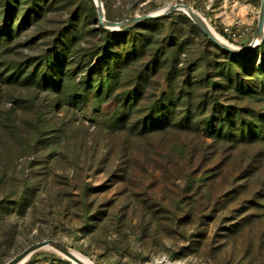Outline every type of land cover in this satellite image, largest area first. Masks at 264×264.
Returning a JSON list of instances; mask_svg holds the SVG:
<instances>
[{"label":"rangeland","instance_id":"rangeland-1","mask_svg":"<svg viewBox=\"0 0 264 264\" xmlns=\"http://www.w3.org/2000/svg\"><path fill=\"white\" fill-rule=\"evenodd\" d=\"M101 2L111 21L183 3L230 45L259 40L260 0ZM213 43L182 11L112 30L94 0H0V264L44 239L95 264H264V134L218 135V122L205 120L213 106L197 100L209 92L250 123L264 117V38L236 67L252 79L248 91L227 81L195 87L200 74L218 81L227 73L230 62ZM104 45L131 53L111 74L120 75L118 103L82 83ZM172 51L181 70L174 81L183 82L171 92L186 104L159 105L158 126L171 128L139 133L152 104L167 103L169 65L160 61ZM138 76L140 92L127 98ZM122 103L128 113L114 127ZM63 256L45 248L23 264H74Z\"/></svg>","mask_w":264,"mask_h":264},{"label":"trees","instance_id":"trees-1","mask_svg":"<svg viewBox=\"0 0 264 264\" xmlns=\"http://www.w3.org/2000/svg\"><path fill=\"white\" fill-rule=\"evenodd\" d=\"M32 10L34 12V7L31 8L30 12H32ZM9 34L10 33H8V35ZM71 42L72 41L70 40L68 44H71ZM213 45H215V43H213ZM70 48L71 47L68 45V48L66 49L65 52L72 54ZM101 50H102L101 51L102 54L98 57V61L92 67L91 71H89V74L84 75L82 77V83L87 86V89L89 90V92H91L90 90L95 89L96 93L100 95L102 94L107 95L108 98L113 97L117 103L121 102L122 97L120 96V94L115 93L116 92L115 90L118 87L117 84H118L120 75H115V74L111 75V74L117 72L118 69L123 70L122 65L127 66L129 64V62L126 60L128 59V55L131 53L125 51L124 53L121 52V53H116L113 55L108 50L107 45H104ZM221 51L223 52L222 54L216 53L217 57L218 58L225 57L230 62L229 64H227V66H225V68L227 69V73L223 75V77L221 78L222 80L213 81V78L211 77L210 74L209 75L200 74V76L197 77V79L194 82L195 87L212 86L215 89H217L218 86L219 87L223 86L221 84L227 81L229 82V84H231L230 87L232 88H237V89L239 88L240 90L248 91L250 89L249 83L252 81V79L246 78V77L242 78V76L244 75H242V72H240L236 68L237 66H242L239 63V58H243V59L246 58L245 56L246 54L245 53L237 54V53H233L228 50H225V49H221ZM56 57H58V53H56ZM81 57L83 58H80V61H84L85 63L86 62L89 63L92 59V56L90 55H84V56L82 55ZM175 58H176L175 51H172V52H169L168 55L160 61V67L165 68L167 67V65H169V68H167V72L170 74V77H168L170 92L167 98V103H163V101L161 100L159 102L155 101L152 104L151 112L149 113V116L147 117L148 120L145 119L144 121L140 123V126L143 128V130L139 131V133H142L144 131L160 132V131L168 130L171 128V126H158L159 124H157V122H165L164 117L162 118L160 115L155 114V111L157 109L160 110L159 105H161V107H164V108H166V106L169 108V106L171 105L178 106V105L186 104L184 101L185 97L182 95V93L173 94L171 92V89H173L174 84H175V87L177 86L179 88L178 83L183 82L182 79L179 80L177 84L174 81L175 79H179L180 77L178 76L181 75L180 73L181 70L174 69V67L177 66V63H176L177 61ZM213 58L215 60L216 56H214ZM206 60L208 59L206 58ZM200 67H201V64H200ZM178 73L180 75H178ZM93 74L97 75V77H92ZM259 75L262 76L261 73H259ZM140 79L142 78L138 76L136 83H134L132 87L130 86L127 89V98H132L133 96L136 99V96L140 92L139 90ZM47 80L49 79H45L46 83L48 82ZM143 80H144V77H143ZM51 81L53 82L52 79ZM95 83H97V85H95ZM260 83L261 84L259 85L260 88H259L258 94H263L264 93V79L263 78L260 81ZM181 86H182V90L184 91L186 86L184 85V83ZM197 100H199L198 102L201 103V105H204L205 107L209 105L213 106V109L211 111L213 114L212 117L207 118L205 120L211 121L212 123L214 121L218 122L216 123L218 125V130H217L218 135L223 134V133L229 134V133H232L231 131L237 132L240 135L255 134L256 136L258 134H264V128L261 125L262 122H264L263 116L260 115L259 116L260 119H258L256 123L255 122L250 123L249 121H246L244 119V114L242 113V111H240L241 108L237 107L235 110H233L232 106H222V104H220V99L218 98V96H210L209 92L201 93L198 96ZM124 104L122 105V107L114 110V112L111 114L110 121L113 123L114 127L118 125L117 121H120V120L122 121V119L124 118V115L128 113L126 111V107L129 105V103L128 105L127 104L124 105ZM189 110H191V106H188L183 111H189ZM204 110H206V108H204ZM224 112H226L225 115H224ZM162 115H164V113ZM186 116H187V119H189L190 117L189 112H186ZM186 116H184L185 118L183 119H186ZM171 120H174V115H171L170 121ZM237 124H238V127H236ZM196 126L197 125L195 124L192 126H184V127L175 126V128L184 129V130H189V129L198 130V127Z\"/></svg>","mask_w":264,"mask_h":264},{"label":"water","instance_id":"water-1","mask_svg":"<svg viewBox=\"0 0 264 264\" xmlns=\"http://www.w3.org/2000/svg\"><path fill=\"white\" fill-rule=\"evenodd\" d=\"M97 12H98V20L101 25H103L105 28H109L112 30H123L127 27H130L132 25L138 24L144 20L151 19V18H157L160 16H163L165 14L171 13L173 11H182L185 14H187L194 23L201 29V31L208 36L210 40H212L214 43L219 45L221 48L228 50L233 53H246L248 51H251L254 49L257 45L260 44V42L264 38V0H260V11L258 15L257 20V27L255 32V38L256 36L259 37V40L257 42H253L247 47L240 48L233 45H228L226 43H223L216 38V36L211 32L210 28L207 26V24L204 22L202 17L196 10H194L193 7L183 4V3H177L173 5H169L163 10H161L158 13H146L140 16L132 17L126 20L121 21H111L107 20L104 15V8L102 6L101 0H94ZM188 11V12H187ZM254 38V39H255ZM44 247H50L56 252H59L63 254L67 259H69L74 264H92L88 261H83L79 257H77L71 248L67 247L63 243L54 240V239H44L41 241H37L35 243H32L31 245L27 246L25 249H23L21 252L7 260L3 264H17L20 262L24 257H26L28 254L36 252ZM150 264H187L185 262H175V261H168V260H158L155 262H152Z\"/></svg>","mask_w":264,"mask_h":264},{"label":"bare ground","instance_id":"bare-ground-1","mask_svg":"<svg viewBox=\"0 0 264 264\" xmlns=\"http://www.w3.org/2000/svg\"><path fill=\"white\" fill-rule=\"evenodd\" d=\"M161 10H163V8L155 9V10H153V11H151V12H152V13H158V12H160ZM194 10H195V9H194ZM187 12H188V11H187ZM196 12H197V11H196ZM200 16H201V15H200ZM201 17H202V16H201ZM202 19H203L204 22L207 24V26L210 28L211 32L216 36V38H218L219 41L228 44V43L225 42V41H224V40H223V39H222L217 33H214L215 30H214L213 27L209 24L208 21H206L203 17H202ZM257 39H259V37L256 36L255 40H257ZM228 45H230V44H228ZM45 248H50V247H44V248H42V249H45ZM50 249H52V248H50ZM72 251L74 252V254H75L77 257H79V258L82 259L83 261H88V262H90V263H92V264H95L91 259H89V258L86 257L85 255L79 253L78 251H74V250H72ZM34 253H35V252L28 254L26 257H24V258H23L20 262H18L17 264H23V263L26 262V261L31 257V255L34 254ZM63 257H64V256H63Z\"/></svg>","mask_w":264,"mask_h":264}]
</instances>
